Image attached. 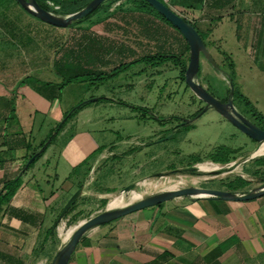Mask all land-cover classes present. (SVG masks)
<instances>
[{
    "label": "crops",
    "instance_id": "1",
    "mask_svg": "<svg viewBox=\"0 0 264 264\" xmlns=\"http://www.w3.org/2000/svg\"><path fill=\"white\" fill-rule=\"evenodd\" d=\"M123 1L114 0L109 9ZM167 4L209 40L229 22L235 26L237 41L238 33L244 34L243 49L262 60L264 0H167ZM71 26L46 22L18 0H0V192L6 181L21 178L0 206V264H50L65 241L57 226L54 232L50 229L59 221L66 194L100 177L97 166L105 148L85 133L75 132L56 150L59 136L90 107L84 102L54 132L78 104L70 109L60 98L71 82L62 84L64 74L58 68L73 61L60 55ZM125 47L131 58L138 56L134 45ZM180 52L187 53L182 37ZM105 53H100L97 64L106 63ZM203 58L215 62L209 51ZM71 142L87 148L86 154L77 157ZM90 156H94L91 163L86 161ZM40 172L43 183L37 176ZM59 177L62 181L56 186L52 179ZM255 186L250 183L232 191ZM94 191L98 197L106 193ZM84 192L80 188L78 197ZM66 264H264V194L244 200L182 195L130 211L87 229Z\"/></svg>",
    "mask_w": 264,
    "mask_h": 264
},
{
    "label": "rangeland",
    "instance_id": "2",
    "mask_svg": "<svg viewBox=\"0 0 264 264\" xmlns=\"http://www.w3.org/2000/svg\"><path fill=\"white\" fill-rule=\"evenodd\" d=\"M129 5L131 2L125 1L124 9ZM137 18L152 20L160 28L156 29V24L144 27V23H139ZM88 23L89 20H83L68 28V38L63 46L60 45V55L66 49L73 47L78 50L89 43L86 33L95 38L93 43H102L101 53H105L104 50L110 45L114 46L105 53L106 63L91 65L90 68L80 65L69 67L70 75L80 72L87 74L83 76L84 79L72 80L65 86L60 98L70 104V109L80 101L99 96L105 98L85 103L90 107L86 113L80 114L76 124L59 136L56 150L59 152L62 142L69 141L72 134L79 132L85 133L92 143L104 147L105 157L97 166L100 169L98 180L93 178L89 184L81 186L85 192L76 198L74 209L59 219L56 225L59 234L60 226L66 229L103 210L111 198H120L124 205L149 194L187 185L230 188L228 182L238 183L235 174L249 179L252 184L259 185L263 181L260 175L252 173L256 166L250 154L254 151L256 141L213 107L198 111L201 106L205 107V103L182 78L181 65L174 63L185 62L186 57H169L162 61L158 57L139 58L112 75L100 78V73L112 70L125 59H128L125 62L133 59L125 45H134L135 55L162 49L168 50V55L180 52L181 37L173 26L167 23L170 28L152 12H118L97 24ZM234 28L226 21L221 31L212 34V41L199 31L216 63L203 58L205 55L201 54V71L195 78L205 87L209 79L213 84L209 92L222 96L227 89L230 92L231 81L233 93L240 92L251 104L246 105L232 94L236 109L264 127V56L261 61H256L244 50L241 45L245 40L244 34L238 33L237 41ZM212 42L214 46H211ZM85 57L83 53L81 60ZM230 62H233V67L229 65ZM251 106L261 112L263 118L251 115L248 109ZM196 111L198 113L194 118L182 124L176 123L178 117L189 118ZM69 145L77 157L87 152V148H82L76 142ZM221 148L227 149V158L232 159L226 163H215L211 159L221 158L224 154L218 153ZM262 154L264 152L256 156ZM93 158L90 156L86 161L91 163ZM204 162L218 164L215 169H225L220 172L200 169L201 173L181 169ZM37 176L41 181L44 175L40 172ZM61 181V177L52 179L56 186ZM131 182H135L131 190L121 191ZM96 188L105 190V196L98 197L94 191ZM76 189L66 194H69L68 198ZM133 191L139 196L130 198Z\"/></svg>",
    "mask_w": 264,
    "mask_h": 264
},
{
    "label": "water",
    "instance_id": "3",
    "mask_svg": "<svg viewBox=\"0 0 264 264\" xmlns=\"http://www.w3.org/2000/svg\"><path fill=\"white\" fill-rule=\"evenodd\" d=\"M19 3L25 7L29 12L36 15L40 19L52 23L58 26H66L73 20L83 17L88 12L96 8L104 0H89L81 8L69 12V13H58L52 9L41 6L37 0H18ZM149 4L160 12L169 22H171L180 33L186 39L189 46V58L188 63L184 70V80L187 85L193 90V92L205 102V107L201 110L213 107L219 113L224 115L230 120L235 126L241 131L246 133L250 138L256 141V148L264 143V128L248 119L244 114L236 109L233 104V84L230 81V92L226 101H222L211 92H209L205 86H203L195 77L199 69L200 55L204 54L208 56V50L206 44L200 35L197 28L191 21H188L184 16L174 11L165 1L163 0H146ZM93 97L88 100L96 99ZM88 100L81 101L84 103ZM256 154L251 153L250 157ZM34 155L31 157V159ZM29 159V161L31 160ZM182 170H200L202 169L197 164H192L181 168ZM225 168L220 167L218 169H212L217 171H224ZM135 182H131L125 185L121 191L125 192L131 190ZM80 194V188H77L72 195L66 200L63 207L61 208L57 219L59 220L66 210L70 207L72 202ZM264 194V178L263 181L250 189L243 192H235L228 189L214 188V187H201L196 185H187L177 188H171L149 194L140 197L134 201H130L125 205L118 207H106L105 209L89 216L86 219L79 221L71 233L70 237L65 243L56 251L50 264H66L68 258L74 249L79 237L90 227L98 225L107 221H110L118 216H121L130 211L155 205L164 200L171 199L176 196L189 195L195 197H218L222 199H233V200H244L260 196Z\"/></svg>",
    "mask_w": 264,
    "mask_h": 264
},
{
    "label": "trees",
    "instance_id": "4",
    "mask_svg": "<svg viewBox=\"0 0 264 264\" xmlns=\"http://www.w3.org/2000/svg\"><path fill=\"white\" fill-rule=\"evenodd\" d=\"M51 1L54 4H57L58 7L54 8L51 4L48 3L47 0H37V2L41 6L48 8V9H52L58 13H69V12L75 11V10L81 8L83 5H85L89 0H51ZM113 1L114 0H104L96 8H94L92 11L88 12L87 14H85L81 18L73 20L69 25L77 24L83 20H89L88 25L95 24L97 22L107 20L108 18L114 16L118 12L138 13V14L151 13L152 12L160 21H162L164 23H169L171 26H173L175 28V31L181 35V37L185 40V48L187 50V53L182 54L181 52H178V53L176 52V54L168 55V53H167L168 50H164V49L157 50V51L151 52V53H144L142 55H138L137 57H134L133 59L129 60V62L123 61V62L118 63L117 65L112 67V70H110V71H106L105 73H100V75H99L100 78L112 75L115 71L122 69L128 63L133 62L139 58L158 57L162 61L163 59H166L169 57H175L177 59L179 57H186L185 62H177L176 60H175L176 62H174L175 64L179 63L181 65L180 66V72L182 73V78L184 79V70H185V67L187 65L188 58H189V46H188L186 39L180 33V31L176 28V26H174L171 22H169L160 12H158L154 7H152L149 4V2H147L146 0H124L123 2H120L118 4V6H116L115 8L110 10L109 8H110ZM125 1L131 2V5L126 7V9H124L125 8L124 7ZM165 2L167 3V1H165ZM136 20L139 23H144V27L148 26L149 24L151 26L156 24L155 25L156 29H157V27L160 28V25H158L157 23H153L152 20L144 19V21H143L139 18H137ZM188 21H190V20H188ZM156 29H153V30L156 31ZM85 36L89 39V41H87L89 43H86V45L84 47L81 46L80 49H78V50H75L74 48L66 49V51H64V53L62 54V58L63 57L66 58L67 55L69 58L73 57V61L70 62L69 64H66L64 62V63H60L58 65L60 72H62L64 74V80H63L62 84H65V83L70 82V81L75 80V79H84L83 76L87 74V72H80L77 74H71L70 75L68 68L71 67L72 65L73 66L74 65H80V66H83L84 68L85 67L90 68L91 65H96L97 64L96 61L99 60L98 57H100V53H101L100 45L93 43V41H95V38L91 37V35L89 33H86ZM112 46L113 45H110L104 51H107V52L110 51V48H112ZM81 48H82V54L84 53V55L86 56L85 59H83L85 64H83V60H81V56H82V54H80ZM229 65L233 67V62H230ZM66 68L68 70H66ZM200 71H201V66L199 64V69H198L197 73L199 74ZM212 86H213V84L211 83V81L209 79H207L206 89L209 91V88ZM228 91L229 90L227 89L226 94L223 96L220 94H215L214 92H211V93L213 95H215L216 97H219L220 99H226V97L229 95ZM235 92L236 91H234V93H233L234 98L236 96L238 99L242 100L246 105H248V106L251 105L249 103L248 99L246 97H244L240 92H236V94H235ZM103 98H105V97H103V96L97 97V99H103ZM83 104L84 103L79 102L69 113H66L64 115L63 119L57 123V126L54 128V132L57 133L61 129L66 118L68 116L72 115L74 112H76L80 107L83 106ZM248 109L250 110L251 115H253L254 117L263 118V115L261 114V112H258L254 107L251 106ZM228 152L229 151L227 149L221 148L218 152L219 154L224 153L221 156V158H215V159H211V160L214 161L215 163H217V162L226 163L232 159V158H227ZM38 155H36L35 158H37ZM197 161H199V160H195L194 162H197ZM252 162L256 166V168L253 170L252 173L255 175H260L261 180H263V178H264V154L253 157ZM187 172L201 173V171H199V170H187ZM235 178L237 179L238 183L235 185V184L231 183V181L228 182L231 185V187L227 188V189H231V190L246 189L248 187V185L250 184V180L241 176V175L235 174ZM20 182H21V178H20V176H17L16 178L9 180V181H6L4 183L3 189L0 192V206L3 202L8 201L10 199L12 194L15 192L16 188L19 186ZM78 186H81V183H79ZM76 201L77 200H74L72 202L70 207L64 213V216H67V214L71 210L74 209V207L76 205ZM56 224L57 223L55 221L54 224L52 225L51 229H50L51 232H54Z\"/></svg>",
    "mask_w": 264,
    "mask_h": 264
},
{
    "label": "bare ground",
    "instance_id": "5",
    "mask_svg": "<svg viewBox=\"0 0 264 264\" xmlns=\"http://www.w3.org/2000/svg\"><path fill=\"white\" fill-rule=\"evenodd\" d=\"M264 152V143H261L252 153L253 154H259V153H263ZM202 169L204 170H210V169H215L218 167V164H214V163H211V162H208V163H200L199 165ZM213 171V170H212ZM142 182V181H141ZM149 183V182H148ZM151 186V185H149ZM155 186V185H154ZM158 186V185H157ZM166 187V186H165ZM176 188V187H175ZM134 194L131 195L130 198H135L137 196H139V193L133 191ZM122 203V200L120 198H111L108 202V206H115V205H120ZM126 203V202H124ZM125 205V204H124ZM116 207V206H115ZM77 224H73L71 226H69L68 228H63L62 226H60L59 230H60V234L62 236V238L66 241L71 233L74 231L75 227H76ZM64 242V241H63Z\"/></svg>",
    "mask_w": 264,
    "mask_h": 264
},
{
    "label": "flooded vegetation",
    "instance_id": "6",
    "mask_svg": "<svg viewBox=\"0 0 264 264\" xmlns=\"http://www.w3.org/2000/svg\"><path fill=\"white\" fill-rule=\"evenodd\" d=\"M215 96V95H214ZM228 97V96H227ZM227 97H226V99H227ZM217 98H219V97H217ZM220 99V98H219ZM226 99H220V100H222V101H226ZM203 103H205L204 101H202ZM205 105V104H204ZM203 107L204 106H201L200 108H199V110L198 111H200V110H202L203 109ZM210 107V106H209ZM208 107V108H209ZM198 111H196L193 115H192V117H189V118H180V117H178V121L176 122V123H179V124H182V123H184V122H187L188 120H190V119H192V118H194L196 115H197V113H198ZM175 116V115H174Z\"/></svg>",
    "mask_w": 264,
    "mask_h": 264
},
{
    "label": "built area",
    "instance_id": "7",
    "mask_svg": "<svg viewBox=\"0 0 264 264\" xmlns=\"http://www.w3.org/2000/svg\"><path fill=\"white\" fill-rule=\"evenodd\" d=\"M49 4H51L54 8H57L58 5L54 4L52 1L50 0H47ZM164 1H167V0H164Z\"/></svg>",
    "mask_w": 264,
    "mask_h": 264
}]
</instances>
